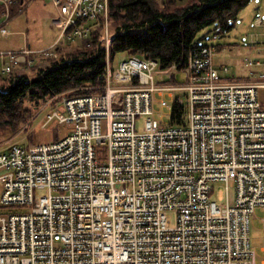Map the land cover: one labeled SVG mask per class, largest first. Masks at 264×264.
<instances>
[{
  "label": "built area",
  "instance_id": "obj_1",
  "mask_svg": "<svg viewBox=\"0 0 264 264\" xmlns=\"http://www.w3.org/2000/svg\"><path fill=\"white\" fill-rule=\"evenodd\" d=\"M34 1L0 0L2 32ZM50 1L52 47L1 52L0 75L50 68L61 42L88 47L100 20L107 36L108 0ZM254 24L264 33L260 17ZM215 53L202 45L185 68L165 70L139 56L117 66L107 57L102 86L60 98L44 115L41 128L61 138L0 151V264H256L264 61L248 57L245 78L223 79Z\"/></svg>",
  "mask_w": 264,
  "mask_h": 264
},
{
  "label": "trees",
  "instance_id": "obj_2",
  "mask_svg": "<svg viewBox=\"0 0 264 264\" xmlns=\"http://www.w3.org/2000/svg\"><path fill=\"white\" fill-rule=\"evenodd\" d=\"M251 1L108 0L107 36L104 21L100 20L88 47H74L66 53L58 50L57 60L46 59L50 68L0 76V128L15 132L31 119L32 110L24 108L28 101L43 104L56 102L65 93H93V88L104 84L107 57L112 62L119 54L125 58L139 56L156 61L161 70L185 68L191 50L202 46L197 35L206 28H212L216 36L229 33ZM181 110L182 106L172 109L173 122L182 120ZM52 134V140L62 136Z\"/></svg>",
  "mask_w": 264,
  "mask_h": 264
},
{
  "label": "rangeland",
  "instance_id": "obj_3",
  "mask_svg": "<svg viewBox=\"0 0 264 264\" xmlns=\"http://www.w3.org/2000/svg\"><path fill=\"white\" fill-rule=\"evenodd\" d=\"M159 1L161 3V0ZM33 3L26 8L23 15L11 21L3 32V27H0V53L19 52L27 48V43L31 46V50L46 49L58 37V30L51 26V20L56 16L51 1L37 0ZM42 5L44 7H41ZM256 17H260L264 21V0L251 1V3L239 13L234 28L229 33L223 36H216L212 32V28H206L197 35L196 40L200 45L213 47L216 50L213 57L214 66L216 68H227L228 72L226 74H221L223 79L246 77L248 70L244 66V59L248 57L252 59H264V45L262 44L264 33L261 27L255 26L254 19ZM254 34H260V36H254ZM26 40L27 43H25ZM50 47L52 46L48 48ZM74 47L82 48L80 42H75L71 43L70 46H59L58 50L62 53H66L71 51ZM257 50H259L260 54L257 53ZM125 59V55L123 54L116 55L112 64L113 66H117L120 61ZM21 66L22 65L14 68L10 74L16 71L26 74L27 72H31L32 68L46 69V67H32L29 70L23 71ZM7 76L5 77L7 78ZM258 94L259 100L264 102V89H260ZM63 97H71V95L70 93H65L59 98ZM59 100L60 99L56 102H54V100H49L43 104L26 102L24 108H30L32 110V118L22 124L15 132H11L7 127L0 128V151L13 144L27 146L47 143L51 142L52 138L55 139L51 132L52 125H49L47 129H43L41 126L46 112L54 108ZM159 113L163 117L162 121H165L164 117L167 111L162 110L159 111ZM144 122L145 119L143 117L136 121V130L138 132L142 131ZM54 132L59 131L57 130ZM230 189L232 191V188ZM43 194L44 192H38L40 196ZM166 216L167 224L173 226L174 212L169 211ZM262 218H264V213L259 209H256L254 215L250 218V242L256 256V264H261V260L264 259V251L261 249L264 224L259 221Z\"/></svg>",
  "mask_w": 264,
  "mask_h": 264
},
{
  "label": "crops",
  "instance_id": "obj_4",
  "mask_svg": "<svg viewBox=\"0 0 264 264\" xmlns=\"http://www.w3.org/2000/svg\"><path fill=\"white\" fill-rule=\"evenodd\" d=\"M33 4H34V3H33ZM33 4H32V5H33ZM41 7H44V6L42 5ZM258 35L260 36V34H258ZM258 35H257V34H254V36H258ZM26 37H27V36H26ZM26 37H25V38H26ZM54 42H55V41H53V43H54ZM25 43H27V40H26ZM53 43H51L49 46H51ZM27 45H28V43H27ZM28 46H29V45H28ZM49 46H48V47H49ZM30 47H31V46H30ZM48 47H47V48H48ZM44 49H45V48H44ZM39 50H42V49H39ZM257 51H258L257 53L260 54L259 50H257ZM258 60H262V61H264V59H258ZM246 75H247V74H246ZM243 78H245V77H243ZM262 105L264 106V102H262Z\"/></svg>",
  "mask_w": 264,
  "mask_h": 264
}]
</instances>
